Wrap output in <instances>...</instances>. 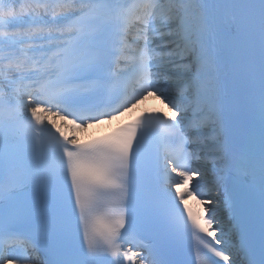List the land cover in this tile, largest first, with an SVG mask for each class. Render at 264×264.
<instances>
[{
    "label": "snow or ice",
    "instance_id": "obj_1",
    "mask_svg": "<svg viewBox=\"0 0 264 264\" xmlns=\"http://www.w3.org/2000/svg\"><path fill=\"white\" fill-rule=\"evenodd\" d=\"M0 264H264V0H0Z\"/></svg>",
    "mask_w": 264,
    "mask_h": 264
},
{
    "label": "bare ground",
    "instance_id": "obj_2",
    "mask_svg": "<svg viewBox=\"0 0 264 264\" xmlns=\"http://www.w3.org/2000/svg\"><path fill=\"white\" fill-rule=\"evenodd\" d=\"M155 106H159V102L155 101V100H149L147 103H144V104L138 106L137 109L133 110L132 112H128V114L124 113L122 116L117 117L116 119L112 120L111 122L104 121L100 124L92 125L87 130L80 131L78 133V135L80 136L81 140H87L88 138H90L94 134L100 133L102 131H105V130L111 128L119 120H123V119L130 117L135 111L144 110V108H146V107H155ZM190 201L193 202L192 200H190ZM222 215H223L224 219H227L226 210L223 211Z\"/></svg>",
    "mask_w": 264,
    "mask_h": 264
}]
</instances>
